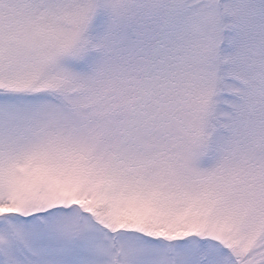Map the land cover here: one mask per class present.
Masks as SVG:
<instances>
[{"label":"snow or ice","instance_id":"obj_1","mask_svg":"<svg viewBox=\"0 0 264 264\" xmlns=\"http://www.w3.org/2000/svg\"><path fill=\"white\" fill-rule=\"evenodd\" d=\"M0 264H264V0H0Z\"/></svg>","mask_w":264,"mask_h":264}]
</instances>
